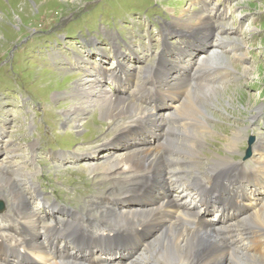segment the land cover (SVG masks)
Masks as SVG:
<instances>
[{
  "label": "rangeland",
  "instance_id": "rangeland-1",
  "mask_svg": "<svg viewBox=\"0 0 264 264\" xmlns=\"http://www.w3.org/2000/svg\"><path fill=\"white\" fill-rule=\"evenodd\" d=\"M204 25L214 26V35L227 41L215 43L206 28L201 29ZM213 48L221 50L216 57L221 66L210 73L219 77L221 88L214 89L222 94L209 96L215 101L207 109L213 132L206 136V145L198 147L199 156L190 157L201 173L225 160L255 166L254 148L264 144V0H0V166L15 169L13 175L21 168L24 183L27 173L32 175L38 192L30 189L27 196L49 218L46 222L62 218L84 226L94 212L100 221L87 205L110 187L103 177L109 172L89 166L113 151L158 143L168 131L155 129L150 121L133 124L124 115L123 126L135 130L133 137L123 138L114 122L100 118L94 103L83 116L67 115L78 102V97L71 102V92L89 86L88 78H98L100 86L94 87L104 92L108 88V95L136 104L144 95L142 104L166 117L177 99L169 97L170 104L145 81L160 78L170 65L189 80ZM111 72L119 82L109 77ZM143 85L149 94L141 93ZM189 95L193 100L197 94ZM230 142L237 148L229 151ZM258 174L242 181V206L254 199L264 204V172ZM132 186L126 184L125 189ZM181 190L175 186L167 195L178 200ZM40 193L59 208L42 207ZM144 199L131 197L129 203ZM187 204L191 206L189 199ZM228 206L235 207L234 202ZM203 210L205 219L217 217L220 223L213 201ZM249 210L241 207L239 217ZM124 248L115 247L114 255ZM261 252L264 249L252 253Z\"/></svg>",
  "mask_w": 264,
  "mask_h": 264
},
{
  "label": "bare ground",
  "instance_id": "bare-ground-1",
  "mask_svg": "<svg viewBox=\"0 0 264 264\" xmlns=\"http://www.w3.org/2000/svg\"><path fill=\"white\" fill-rule=\"evenodd\" d=\"M213 27L204 25L201 29L206 28L203 31L210 39L214 38L215 43H225L226 39L214 35ZM218 54L221 50L213 48L204 61L198 63L189 80L170 65L160 78L156 76L152 82L145 81L154 84L155 92L165 95L164 100L170 104L169 97L177 99L175 110L166 117L164 112L157 113L156 109L152 111L144 106V95L136 104L126 97L108 95V88L104 92L94 87L93 84L100 86L98 78H90L91 82L88 78L90 90L89 86L82 85L71 92V102L76 97L78 102H73L69 116H83L95 104L100 118L114 122V130H119L123 138L133 137L135 130L123 126L124 115L128 122L150 121L155 129L168 133L163 135L162 141L150 146H129L123 153L113 151L102 159L97 156L96 159L101 161L89 167L109 172L103 177L108 178L110 187L101 191L100 197H95L97 201L87 205L90 213L95 210L101 218L97 221L93 217L95 212L92 213L86 227L73 221L68 225L54 220L46 222L49 218L42 214L43 210L35 208L31 204L32 197L27 196L30 189L38 190L29 178L32 175L27 173L30 185L21 180L25 177L21 168L17 169L19 174L13 175L15 169L10 171L0 166V199L4 203L0 213V264H264V252L252 253L264 249V204L254 199L242 206L238 200L244 196L242 180L259 178L258 173L264 172V144L260 146L258 142L254 148L255 166L225 160L218 167L210 166L201 173L196 169L198 162L190 159L199 156L198 147L206 145V136L213 132L214 125L208 120L207 109L215 102L209 96L220 97L222 94L214 89L221 88L217 81L219 77L210 73L211 68L221 66L216 59ZM222 60L227 63L224 58ZM109 77L119 82L115 73L111 72ZM140 88L141 93L149 94L147 86ZM200 92H203L201 96ZM190 93L197 94L193 100L189 98ZM197 100L201 102L199 106ZM227 148L232 151L237 144L227 143ZM115 156L119 157L110 159ZM225 176H228L227 183L223 182ZM129 183L133 186L125 189ZM175 186L182 188L178 200L167 195ZM131 197L145 199L134 204L129 203ZM188 199L191 206L187 204ZM211 199L219 211L215 215L222 217H218L220 223H216L217 217L214 220L204 218L203 209L212 202ZM41 202L42 207L47 205L42 199ZM229 202H234L235 207L230 208ZM47 206L55 209L52 204ZM241 207H250V210L240 218ZM72 215L78 216L75 212ZM121 245L127 249L114 255L112 250ZM125 257L131 259L123 261Z\"/></svg>",
  "mask_w": 264,
  "mask_h": 264
},
{
  "label": "water",
  "instance_id": "water-1",
  "mask_svg": "<svg viewBox=\"0 0 264 264\" xmlns=\"http://www.w3.org/2000/svg\"><path fill=\"white\" fill-rule=\"evenodd\" d=\"M250 155V151H248V153H247V156H249ZM2 207H1V205H0V209H1Z\"/></svg>",
  "mask_w": 264,
  "mask_h": 264
}]
</instances>
